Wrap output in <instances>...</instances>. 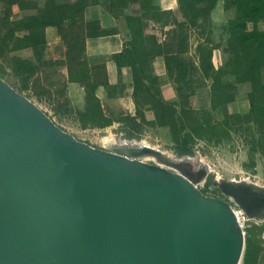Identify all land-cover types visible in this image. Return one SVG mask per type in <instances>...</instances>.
Listing matches in <instances>:
<instances>
[{
	"label": "water",
	"instance_id": "1",
	"mask_svg": "<svg viewBox=\"0 0 264 264\" xmlns=\"http://www.w3.org/2000/svg\"><path fill=\"white\" fill-rule=\"evenodd\" d=\"M134 152L75 138L0 78V264H237L244 234L260 245L201 173ZM229 182L260 217L244 202L264 201Z\"/></svg>",
	"mask_w": 264,
	"mask_h": 264
},
{
	"label": "rangeland",
	"instance_id": "2",
	"mask_svg": "<svg viewBox=\"0 0 264 264\" xmlns=\"http://www.w3.org/2000/svg\"><path fill=\"white\" fill-rule=\"evenodd\" d=\"M59 1L15 0L14 3H7L6 0H0V22L9 23L36 12L42 14L48 12L53 16L56 14L53 3ZM151 1L155 2V0ZM99 6L104 10L108 8L106 2ZM223 6V0H216L204 17L190 18L181 15L177 20L171 12H168V15L159 13L154 18L155 25L170 24V27L165 30L162 39L164 44L161 46L162 49L168 50L166 55L176 51V44L179 43L182 51L177 54L186 61L185 76L187 81L190 80L186 84L182 83L181 86L183 91H190L187 97L188 104H176V108L181 105L183 108L198 110L203 107L207 108L209 105V88L212 82L208 75L222 65L225 56L221 48L225 43V32L222 28L225 21L233 15L231 7L224 8ZM111 10L110 13L115 16L124 15L128 11L127 8H120L115 4L111 6ZM83 16L82 10V20H90ZM76 23L63 20L58 25L45 24L38 30L36 45L0 53V78L34 102L55 124L88 144L117 150L122 149L119 147L120 144L129 142L139 147L137 150H132L135 151L136 157L176 171L182 168L173 166L175 164L189 167L184 160L191 158L199 160L206 168L202 176L195 181L198 190L206 195L220 197L233 208L242 210L234 196L220 187V181H251L264 186V154L257 151L250 161L247 157L246 145L236 132H230L228 138H223L218 143L197 139L192 144V150L189 153L177 154L172 148V136L168 127L145 121H151L153 118L152 109L144 105V101L151 99V96L146 93L145 89L142 90L139 87L135 88L134 100L142 116L138 115L132 122L128 118H123V115L116 118L101 115L95 101L99 95L113 93L115 89L106 80L104 54L86 53L84 48L77 50L75 47L68 46L67 33L75 30ZM247 26L250 28V22H247ZM254 26L257 29L263 28L264 20H257ZM100 29L102 32L112 30L111 28ZM3 31L4 26L0 24V35ZM86 31L87 29H84V32ZM20 34L21 31L16 32V35ZM123 45L127 46L132 53L141 50L146 52L148 68L152 74L150 62L154 54L150 56V52L155 49L152 50V46L148 43L141 46L134 43L131 46L124 41ZM213 49H217L220 56V63L215 66L211 63ZM12 54L28 59L33 65L32 69L26 73L14 74L9 62V56ZM127 57L124 53V58L127 59ZM207 60L212 65L211 70L203 67V63L206 64ZM124 66L128 67L129 70L126 71L131 77V69L128 65ZM174 73L173 70L172 75ZM153 76V81H148V79L143 81L148 87L147 91L156 94L158 90L163 100L174 101V90L172 95L160 91L161 82H167L171 87L173 86L166 71L161 78L155 74ZM224 78L223 75L220 77L221 80ZM229 78L232 79L231 76ZM261 79L264 80V66L261 67ZM249 88L248 82L234 83L233 98L226 103V110L246 112ZM90 94L94 95L96 100H92L89 97ZM215 111L218 116L216 108ZM177 159L183 161L176 162ZM245 216L249 222L261 227L257 232L260 245H256L247 234H244L237 264H264V213L262 216L259 215L260 217L247 214Z\"/></svg>",
	"mask_w": 264,
	"mask_h": 264
},
{
	"label": "trees",
	"instance_id": "3",
	"mask_svg": "<svg viewBox=\"0 0 264 264\" xmlns=\"http://www.w3.org/2000/svg\"><path fill=\"white\" fill-rule=\"evenodd\" d=\"M215 1L176 0V5L182 16L195 18L206 16ZM6 2L14 3L15 0H6ZM104 2L108 5L107 10L110 12L112 11L111 6L114 4L121 8L128 3H137L139 7L137 14L123 15L130 34L126 43L131 46L134 43L140 46L148 43L152 46V50L155 49L150 52V56L157 53L163 55L165 71L173 84L174 101L163 100L159 96L158 90L155 92L156 94L147 91L148 87L143 81L144 79L153 81L154 76L149 71L146 52L141 50L132 53L127 46L122 45L121 49L113 53L111 57L116 67L128 65L131 69L132 95L134 97L137 87L145 89L146 93L151 96V99L144 101V105L152 109L153 118L151 121H145L168 127L172 136V148L177 154L189 153L192 150V144L197 139L218 143L223 138H228L230 132H236L241 136L250 161L252 155L257 151L264 154V80L261 79V67L264 66V27L257 29L254 26L257 20H264V0H223L224 8L231 7L233 9L232 17L225 21L222 28L225 32V43L221 48L225 56L219 69L211 71V74L208 75L212 82L209 88V105L207 108L203 107L198 110L183 108L181 105L176 108V104H188L187 97L190 93V91H183L181 86L182 83L186 84L190 79L187 81L185 76L186 61L177 54L182 51L180 44L177 43V50L170 52L167 56L168 50L161 48L164 43L156 44L153 35L142 32L147 18H155L159 13L165 15L170 13V11L159 10L151 0H60L53 3L56 9V14L53 16L48 12L44 14L36 12L9 23L0 22L4 26V31L0 35V53L36 45L40 27L45 24L58 25L63 20L69 23L77 22L75 30H70L67 33L69 36L68 46L81 50L85 36L102 32L97 20H82V10L87 4ZM2 20L4 19L2 18ZM247 22H250V28H248ZM84 29L87 31L84 32ZM18 31H21L20 35H16ZM124 53L128 56L127 59L124 58ZM9 62L14 74L29 72L33 67L28 59L18 55H10ZM204 64V68L212 69L209 60ZM147 69L149 72L146 71ZM173 70L175 73L172 75ZM222 75L225 78L221 80ZM237 82H248L250 85L247 91L248 108L244 113L230 112L225 108L226 103L233 98L232 88L233 84ZM89 97L96 100L92 94ZM95 102L98 112L101 113L98 99ZM138 115L142 116V112L135 106L134 113L124 114L123 118H128L133 122Z\"/></svg>",
	"mask_w": 264,
	"mask_h": 264
},
{
	"label": "crops",
	"instance_id": "4",
	"mask_svg": "<svg viewBox=\"0 0 264 264\" xmlns=\"http://www.w3.org/2000/svg\"><path fill=\"white\" fill-rule=\"evenodd\" d=\"M152 2V1H151ZM153 3V2H152ZM159 10H170L178 20L181 17L177 9L176 0H155L153 3ZM123 8H127L125 13L137 14L139 7L137 3H128ZM83 17L85 19L97 20L99 28H111L110 31L101 32L96 35L85 36L83 38V48L86 53L98 52L104 54V70L107 83L114 87L113 93L99 95L98 104L103 116L116 118L124 114H133L135 110L134 96L132 95L131 77L128 67L121 65L116 67L111 55L118 52L124 41L130 37L129 29L125 24L123 14L113 15L109 10H104L99 4H87L83 8ZM154 18L149 17L145 20L142 28L143 34L153 35L156 44H161L165 30L170 24H154ZM215 58V59H214ZM218 60V62H216ZM211 63L213 66L220 63V56L217 49L212 50ZM152 74L158 78L164 76L165 66L161 53L154 54L151 58ZM161 82V80H160ZM160 91L172 95V87L169 83L161 82Z\"/></svg>",
	"mask_w": 264,
	"mask_h": 264
},
{
	"label": "bare ground",
	"instance_id": "5",
	"mask_svg": "<svg viewBox=\"0 0 264 264\" xmlns=\"http://www.w3.org/2000/svg\"><path fill=\"white\" fill-rule=\"evenodd\" d=\"M119 147L122 148V150L128 149L125 151L137 150V148H139L136 145H133L129 142L122 143L119 145ZM161 158H162V156H161ZM182 161H183L182 159L176 160V162H182ZM184 162H187L189 164V167H182V166L176 165V164L173 166H179L183 170L187 169V170L191 171L192 173L194 172V174H199V175H200V173L202 174V173H204L203 171H205L206 167L203 164H201L199 160H197L195 158L184 160ZM229 183L239 184L240 186H242V188H245L246 190L248 189V191H254V193L257 194V197H259V199L257 198L256 200H263L264 201V199H261V198H264V186L260 185L259 183L251 182V181H242V180H236V181L234 180V181H230ZM244 205L246 206V208L248 210L251 209V210H253V212L255 211V213H257L260 216H262V214L264 213V205L260 201H256V202L255 201H253V202L248 201V202H244ZM234 210H237V209H234Z\"/></svg>",
	"mask_w": 264,
	"mask_h": 264
},
{
	"label": "built area",
	"instance_id": "6",
	"mask_svg": "<svg viewBox=\"0 0 264 264\" xmlns=\"http://www.w3.org/2000/svg\"><path fill=\"white\" fill-rule=\"evenodd\" d=\"M232 209L234 211V214H235V217H236L238 223L240 225L244 224V222L246 221L247 218H246L243 210H241V209L234 210L235 208H233V207H232Z\"/></svg>",
	"mask_w": 264,
	"mask_h": 264
}]
</instances>
